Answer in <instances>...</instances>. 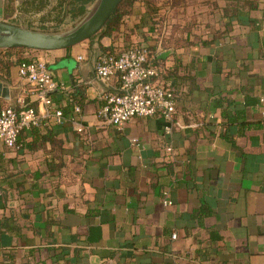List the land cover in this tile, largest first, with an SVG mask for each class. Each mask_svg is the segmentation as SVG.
Returning a JSON list of instances; mask_svg holds the SVG:
<instances>
[{
    "label": "crops",
    "instance_id": "0c3cea01",
    "mask_svg": "<svg viewBox=\"0 0 264 264\" xmlns=\"http://www.w3.org/2000/svg\"><path fill=\"white\" fill-rule=\"evenodd\" d=\"M202 2L169 10L166 25L194 10L223 30L220 13ZM22 3L4 0L2 20L18 17ZM136 23L133 14L127 27ZM149 37L144 47H154L169 71L164 85L177 92L167 125L158 116L120 129L100 122L103 98L119 84L95 78L97 38L55 52H0L42 59L55 81L84 89L82 132L72 110L61 124L23 130L17 151L0 143V264H264V0L224 37L202 32L205 45L164 49ZM17 67L0 70L1 108L42 114ZM51 99L66 105L61 91Z\"/></svg>",
    "mask_w": 264,
    "mask_h": 264
},
{
    "label": "built area",
    "instance_id": "2783aa9c",
    "mask_svg": "<svg viewBox=\"0 0 264 264\" xmlns=\"http://www.w3.org/2000/svg\"><path fill=\"white\" fill-rule=\"evenodd\" d=\"M146 62L147 51L143 47L131 48L118 55H98L94 63L95 78L106 84L115 77L119 84L117 92L108 93L103 98V105L96 114L101 123L120 129L125 123L139 118L158 116L166 125L172 122L175 111L172 90L158 81L156 70ZM17 71L19 78L32 87L31 93L44 112L39 114L30 107L20 110L5 107L0 110V143L12 150L18 148L21 131L39 128L48 120L63 123V113L53 106L51 96L57 91H69L53 79L42 59L21 62ZM78 114L80 108L76 106L73 109L74 117L70 119L75 131L80 133L83 126L77 121ZM165 128L168 131V127ZM166 151L170 153L171 148ZM164 195L167 197V194ZM163 203L171 204L167 198Z\"/></svg>",
    "mask_w": 264,
    "mask_h": 264
},
{
    "label": "trees",
    "instance_id": "16d2710c",
    "mask_svg": "<svg viewBox=\"0 0 264 264\" xmlns=\"http://www.w3.org/2000/svg\"><path fill=\"white\" fill-rule=\"evenodd\" d=\"M94 1L95 0H57L55 9H61L68 14L71 19H76L82 17L87 11V6ZM187 1L188 0H122L111 17L107 20L104 28L95 37L97 38L99 53L101 55H118L122 51L131 48L143 47L147 51L146 65L156 70L158 74L157 79L159 82L162 79V84H164L169 74V71H166L164 68V61L159 59L154 47H144L143 45L147 43L150 35L156 36V42H158L160 38V43L164 49H178L191 46L194 43L205 45L207 42L201 39L202 32L207 30V34L210 33L212 35V40H218L230 31L232 21L239 20L242 15H249L259 8V0H214L212 4H209V0H203V5H208L212 7L213 10L220 13V19L224 27L223 30L216 29L208 23L202 24V20H197V15L194 10L191 11L182 25H177L175 27L168 26V24L166 25L165 14L171 9L188 8ZM49 2L50 0H31L30 5L40 11L43 10ZM136 3L142 5L141 10L139 9L137 12ZM133 14H136L137 23L132 28H128L127 20ZM62 21L63 18L58 21L57 24H61ZM248 24L253 25L254 21L249 20ZM197 32L198 34H196ZM175 34L177 37L174 38ZM102 39H109L111 44L107 47L103 46L100 43ZM93 40L94 39H91L88 42L91 43ZM10 52L23 53L33 51L12 49L4 53ZM33 59L34 58H26L11 61L7 58L6 60H2V55H0V70H5L13 64L19 65L21 62ZM172 85L174 84L172 83ZM169 88L172 90L175 102L174 116L176 113L177 92L176 88L174 89L170 86ZM64 99L66 100V105L61 111L63 115L68 116L74 107L78 106L80 108L82 105L84 101V89L75 85L68 92L64 93ZM25 108H29V106ZM1 109L3 108L0 106V110ZM230 120V118H227V123H230ZM260 126L264 129V118L261 120ZM20 147L21 144L18 137V148L15 151L19 150ZM168 159H170V156H168Z\"/></svg>",
    "mask_w": 264,
    "mask_h": 264
},
{
    "label": "water",
    "instance_id": "95a60500",
    "mask_svg": "<svg viewBox=\"0 0 264 264\" xmlns=\"http://www.w3.org/2000/svg\"><path fill=\"white\" fill-rule=\"evenodd\" d=\"M3 1L0 0V52L24 49L33 52H55L71 49L94 39L122 0H95L83 18L62 32H44L24 28L2 20ZM165 52L160 58H166Z\"/></svg>",
    "mask_w": 264,
    "mask_h": 264
},
{
    "label": "rangeland",
    "instance_id": "374dc122",
    "mask_svg": "<svg viewBox=\"0 0 264 264\" xmlns=\"http://www.w3.org/2000/svg\"><path fill=\"white\" fill-rule=\"evenodd\" d=\"M22 1L23 3L19 7L21 12L20 15L11 21H6L24 28L44 32H62L74 27L83 18L92 5L91 3L87 6V11L82 17L71 19L70 16L61 9H55L57 0H50L49 4H47L46 7L40 11L30 5L31 0ZM62 18V23L57 24V22Z\"/></svg>",
    "mask_w": 264,
    "mask_h": 264
}]
</instances>
